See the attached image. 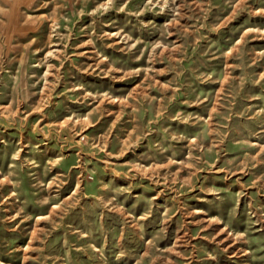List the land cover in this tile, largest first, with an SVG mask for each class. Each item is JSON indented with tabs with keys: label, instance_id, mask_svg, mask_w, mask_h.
<instances>
[{
	"label": "rangeland",
	"instance_id": "374dc122",
	"mask_svg": "<svg viewBox=\"0 0 264 264\" xmlns=\"http://www.w3.org/2000/svg\"><path fill=\"white\" fill-rule=\"evenodd\" d=\"M0 264H264V0H0Z\"/></svg>",
	"mask_w": 264,
	"mask_h": 264
}]
</instances>
